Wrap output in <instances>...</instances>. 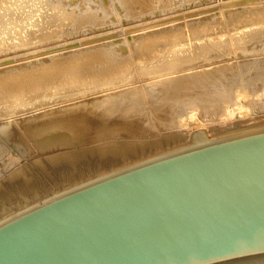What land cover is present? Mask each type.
I'll return each mask as SVG.
<instances>
[{
    "label": "bare ground",
    "instance_id": "bare-ground-1",
    "mask_svg": "<svg viewBox=\"0 0 264 264\" xmlns=\"http://www.w3.org/2000/svg\"><path fill=\"white\" fill-rule=\"evenodd\" d=\"M202 1L0 0V157L65 145L127 159L264 123V0L119 27Z\"/></svg>",
    "mask_w": 264,
    "mask_h": 264
},
{
    "label": "water",
    "instance_id": "water-1",
    "mask_svg": "<svg viewBox=\"0 0 264 264\" xmlns=\"http://www.w3.org/2000/svg\"><path fill=\"white\" fill-rule=\"evenodd\" d=\"M0 264H264V123L128 161L1 216Z\"/></svg>",
    "mask_w": 264,
    "mask_h": 264
},
{
    "label": "rangeland",
    "instance_id": "rangeland-1",
    "mask_svg": "<svg viewBox=\"0 0 264 264\" xmlns=\"http://www.w3.org/2000/svg\"><path fill=\"white\" fill-rule=\"evenodd\" d=\"M217 1L218 0H205L202 1V3H197V6L199 7L201 5L203 6L202 8L189 7L170 14L160 13L149 15L143 21L131 20L133 21L131 23L126 21L124 22L123 26L120 25L119 27L123 28L125 34L130 33V30L134 28L155 29L169 27L171 25L181 23L184 19H195L200 17V15H193L194 13H200L205 10H209V13L214 11L218 12V5L223 6L226 4V2H224V0H219L223 3H220L218 1L219 3L217 4ZM184 16L186 17L183 18ZM119 27H117L118 29L116 28L118 31L115 28H111L113 29V31L110 29L112 32L110 31L111 34H108L107 36H109L111 39L123 37V31ZM114 30H116L118 34L116 31L114 32ZM119 34L121 36H119ZM41 52H43V50ZM59 53H61V51ZM193 130L196 131L197 127H194ZM185 143L186 142H182L180 144H172L170 146H167V143H165V146L160 148L161 150L146 148L144 151H141V149L139 148L137 149V153L130 154L127 159H124L119 155H99L98 151L87 150L88 148H84V151L79 154L81 149L65 145H58L43 151H28V154H26L27 152H25V149L20 150L18 153L17 151L10 150V156L7 155V153L0 157V217L15 209L20 208L24 204L40 199L45 195L52 193L53 191L60 190L61 188L69 186L83 179L123 165L128 161L135 160L140 157L154 154L159 151L166 150L168 148L179 146ZM74 149H77L76 152L79 155H75L73 158L70 157L69 159L67 157H64L62 159L55 160L54 162L51 161V159L59 157V155L62 156ZM12 156L16 161V165L14 166H12V164H9V159L12 158ZM20 159H22V161ZM15 167H21L22 169H24L23 175L21 174L11 178L8 174H10L13 169L16 170Z\"/></svg>",
    "mask_w": 264,
    "mask_h": 264
}]
</instances>
